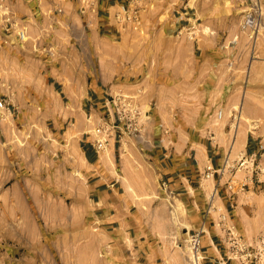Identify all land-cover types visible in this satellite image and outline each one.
Listing matches in <instances>:
<instances>
[{
  "label": "rangeland",
  "instance_id": "rangeland-1",
  "mask_svg": "<svg viewBox=\"0 0 264 264\" xmlns=\"http://www.w3.org/2000/svg\"><path fill=\"white\" fill-rule=\"evenodd\" d=\"M123 1L140 8L138 28L115 19L119 6L103 21L79 0H0V18L11 10L19 23L11 32L0 24V96L9 105L0 118V264H190L196 211L162 189L156 148L200 147L212 141L203 126L222 127L227 116L233 128L264 132V0ZM183 26H195L196 38L179 34ZM92 80L107 103L88 100ZM214 103L224 117L209 121ZM120 107L139 131L124 128ZM101 125L116 147L101 150L100 162L124 183L109 211L91 190L95 166L82 145ZM239 170L226 172L236 190L228 201L212 198L219 172L204 174L200 190L212 224L226 216L214 238L223 236L229 261L264 264V175L240 189L247 171Z\"/></svg>",
  "mask_w": 264,
  "mask_h": 264
},
{
  "label": "crops",
  "instance_id": "crops-1",
  "mask_svg": "<svg viewBox=\"0 0 264 264\" xmlns=\"http://www.w3.org/2000/svg\"><path fill=\"white\" fill-rule=\"evenodd\" d=\"M69 1L72 2V0ZM119 5L120 0H99L97 8L99 12H103L101 13L100 19L107 21L112 18V10ZM0 37L2 38L3 36ZM55 83L56 82H54V87H56ZM89 85L90 95L88 100H91L90 102L92 104L103 105L109 101L108 91L103 89L99 82L94 83L92 80L89 82ZM124 100V98H121V102ZM245 103L246 102L244 101V104ZM214 106L215 103L210 106L212 113L210 114V118H207L209 121H215L217 117H219V119L224 117V111L222 110L223 115L220 117L219 111L221 109H218V107L217 109H213ZM121 108L123 109V107H120L118 110H122ZM200 110L201 109L199 108L196 113L197 115L194 117L195 120L200 121L203 118ZM225 116L227 115L225 114ZM229 118L230 116L225 117L224 125L222 127H216L217 129H215V125H212L211 127H208V125L203 126L204 130H208L207 134H210L212 139L209 140H212L211 142H205L201 139L197 142L200 147H193L192 145H188L187 142L185 144L180 143L174 145L170 149H167V151L163 148H156V152H154L156 154L153 157V164L157 170L159 181L162 179L169 181V187L172 193L168 191L167 193L170 195H179L189 201L191 200V204L196 211V221L194 222V225H196V228H199L203 224L205 225L206 232L203 236V246L205 252L204 264H232V261H229L228 257H226V253H223L220 248V240H222L223 236L217 239L214 238V236H218L216 230L223 229L219 223V218L217 217L216 223L212 224V220L210 219L211 214L209 213L206 215L209 201L205 197L203 190L201 191L200 188L202 186L203 179H205L204 174L207 167L212 165L214 167V173L219 172L221 167L225 164L228 150L227 142L231 139L232 143H230L231 147L229 150V159L234 158L235 160H239L242 156L252 157L255 159L256 167L261 169L258 170L257 174L259 176L264 175V132L257 129V127H250L247 122H244V124L239 122L238 126L233 128V123ZM124 123L125 121H123V126ZM114 126L117 127L115 131L118 132L120 126ZM111 134L112 131L108 128L109 140L107 141L106 146L108 145L110 151L116 147V142L111 143ZM97 138L98 136L95 133H87L86 138L82 142L83 153L88 162L95 166L94 170L90 173V176H92L90 184L92 185L91 190H93V194L98 197L97 202L102 203L105 211H109L114 205L113 198L120 193L124 183L119 177L115 175L112 177L109 173V168L100 162L101 150L97 152L95 148ZM234 138L236 139L234 140ZM160 140H166V137L162 136L160 137ZM234 143L236 145H233ZM238 171L240 170L236 171L237 174L235 176H238ZM226 174L227 173L222 176L221 183H218V190L215 195H219L221 199L228 201L225 199V194L228 190L226 186H221V184L222 182L229 181L233 174H235V171L230 174V178L229 176L227 177ZM253 176L254 175H251L250 171H247L246 175L239 181L240 189L245 188L248 184H255ZM261 178V180H263L264 177ZM244 183H246L245 187H243ZM220 192L224 194V196H222ZM227 207L229 206L227 205ZM108 213L111 212H107V214ZM209 231L213 232L212 235L210 234V237H208Z\"/></svg>",
  "mask_w": 264,
  "mask_h": 264
},
{
  "label": "built area",
  "instance_id": "built-area-1",
  "mask_svg": "<svg viewBox=\"0 0 264 264\" xmlns=\"http://www.w3.org/2000/svg\"><path fill=\"white\" fill-rule=\"evenodd\" d=\"M81 4V12L85 13L87 11H94V9L98 10V3L99 0H79ZM120 10L115 13V19L121 23L124 27L125 26H131L134 29L138 28L142 22L141 19V13H140V8H131L130 4L126 3L125 1L120 2ZM8 10L9 7H6ZM0 20L2 22L0 24L4 25V30L7 32H11L12 30L15 29V26L19 25L18 20L15 17V14L12 13L10 10L9 12H5ZM185 29V31H184ZM2 29H0V34H1ZM185 32V33H184ZM25 30L23 26H19V31L17 35L21 38H25ZM179 34H186V36L190 39H195L196 38V30L195 26H183L179 30ZM8 102L5 98L0 96V118L3 115V112L5 109L8 108ZM223 111H219V116L222 117ZM118 118L121 122L125 121L124 125L126 126V129H128L129 132L132 131H139V126L137 125L136 121V115L131 111L127 110H120L118 112ZM98 138L96 139L95 143V148L98 151L102 150L105 148L106 143L108 141V128L106 127H98L96 129L95 133ZM230 159L229 157L226 159L225 164L221 169L219 170L220 175H224L226 172H230L232 174L233 171L239 170V169H245L246 171H250L253 175L255 173H258V170H261L260 168L256 167L255 159L249 156H242L241 159L237 160L236 164L229 165ZM205 175L210 178L212 175H214V167L212 165H209L206 169ZM246 186V183L243 184V187ZM161 187L164 189L166 192L172 193L170 187H169V181L162 179L161 180ZM218 190V186L215 187L214 192ZM227 190L230 191L231 193L235 192V182L233 179H230L227 182ZM231 195V194H230ZM211 212V209L209 208L206 212V215H208ZM222 220H226V216L224 215L223 218H219V223H222ZM226 230L231 231V234H233L232 228H227ZM206 232L205 230V225L203 224L199 228L194 229L193 231H190L189 233V238L188 242L190 245V250H191V256H190V264H204V259H205V252H204V246H203V236L204 233Z\"/></svg>",
  "mask_w": 264,
  "mask_h": 264
},
{
  "label": "bare ground",
  "instance_id": "bare-ground-1",
  "mask_svg": "<svg viewBox=\"0 0 264 264\" xmlns=\"http://www.w3.org/2000/svg\"><path fill=\"white\" fill-rule=\"evenodd\" d=\"M237 124V123H236ZM237 126H238V124H237ZM236 128V127H235ZM239 134V133H238ZM235 135V134H234ZM236 138H234V140H235ZM235 142V141H234ZM233 145H236L235 143L233 144ZM232 145V146H233ZM233 149V148H232ZM232 156V155H231ZM231 160V159H230ZM215 196V192H213V195H212V198Z\"/></svg>",
  "mask_w": 264,
  "mask_h": 264
}]
</instances>
